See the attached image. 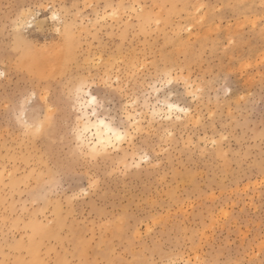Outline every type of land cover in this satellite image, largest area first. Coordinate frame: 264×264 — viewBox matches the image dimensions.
<instances>
[{
	"label": "rangeland",
	"instance_id": "obj_1",
	"mask_svg": "<svg viewBox=\"0 0 264 264\" xmlns=\"http://www.w3.org/2000/svg\"><path fill=\"white\" fill-rule=\"evenodd\" d=\"M0 264H264V0H0Z\"/></svg>",
	"mask_w": 264,
	"mask_h": 264
},
{
	"label": "bare ground",
	"instance_id": "obj_2",
	"mask_svg": "<svg viewBox=\"0 0 264 264\" xmlns=\"http://www.w3.org/2000/svg\"><path fill=\"white\" fill-rule=\"evenodd\" d=\"M21 22V21H20ZM89 101L94 102L95 98L90 93H88ZM167 107L169 111L172 110H179L181 111L182 108H179L178 106L167 103ZM136 119V118H135ZM135 123V122H134ZM85 126V125H84ZM88 129H92L96 136V144L102 147H105L107 145H110L112 141L120 140L124 138L125 133L121 132L119 129L113 127L111 123H108L106 120L102 118H98L95 116L94 120H91L90 118H87V126Z\"/></svg>",
	"mask_w": 264,
	"mask_h": 264
}]
</instances>
